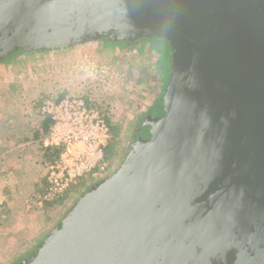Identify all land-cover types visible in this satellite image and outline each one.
<instances>
[{
    "label": "water",
    "instance_id": "water-1",
    "mask_svg": "<svg viewBox=\"0 0 264 264\" xmlns=\"http://www.w3.org/2000/svg\"><path fill=\"white\" fill-rule=\"evenodd\" d=\"M100 38L164 41L167 72L13 264H264V0H0V60Z\"/></svg>",
    "mask_w": 264,
    "mask_h": 264
},
{
    "label": "rangeland",
    "instance_id": "rangeland-1",
    "mask_svg": "<svg viewBox=\"0 0 264 264\" xmlns=\"http://www.w3.org/2000/svg\"><path fill=\"white\" fill-rule=\"evenodd\" d=\"M168 56L162 59L164 75L168 69ZM109 58L93 49L80 48L69 56L26 57L20 62L0 65V153L4 154L0 157V169L12 165L9 158L16 156L19 162L27 165L22 167L20 177L16 176L15 185L0 180V264H9L10 258L19 255L23 249L30 250L34 237L59 215L74 195L67 192L57 202L42 208L30 201L31 193L39 190L35 184L40 186L39 178L48 161L41 160V154L36 152L41 141H37L32 149V143L28 142L31 138L27 139V135H36L37 126L44 120L40 112L42 101L63 94L94 96L110 126L121 132L119 139L114 137L110 141L107 150L112 165L136 121L132 120L135 113H140L154 97L162 76L160 79L149 77L141 70H132L123 64L120 70ZM27 146L30 147L28 150ZM29 153L30 160L23 159ZM3 157L5 159L1 160ZM31 161L34 162L33 169L36 168L34 174L29 168ZM30 175H38L32 189ZM88 179H81L80 185Z\"/></svg>",
    "mask_w": 264,
    "mask_h": 264
},
{
    "label": "built area",
    "instance_id": "built-area-1",
    "mask_svg": "<svg viewBox=\"0 0 264 264\" xmlns=\"http://www.w3.org/2000/svg\"><path fill=\"white\" fill-rule=\"evenodd\" d=\"M40 112L50 122L43 146L58 151L46 164V187L34 202L39 208L74 193L81 179L103 174L111 166L110 124L94 96L46 98Z\"/></svg>",
    "mask_w": 264,
    "mask_h": 264
},
{
    "label": "flooded vegetation",
    "instance_id": "flooded-vegetation-1",
    "mask_svg": "<svg viewBox=\"0 0 264 264\" xmlns=\"http://www.w3.org/2000/svg\"><path fill=\"white\" fill-rule=\"evenodd\" d=\"M82 48L93 49L98 53L107 54L110 57L109 60L116 63L120 70L121 67H123V64L124 66H127V68H131L132 70H141L149 77L155 76L156 79H160L161 76H164V63L162 59L163 56L166 57L169 54L166 43L164 41H159L156 39H137L120 43L110 41L105 38H100L87 42L85 45H83ZM21 55L22 53L18 52L13 56L6 57L0 61V65L12 63ZM140 116V113L137 112V114L135 113L132 120H137ZM120 133V129L115 128L111 125L110 141H112L114 137L116 139H119ZM116 149L118 150V146L116 147ZM28 251L29 250L25 251L24 249L21 250V252H19V255L17 253L15 256L10 258L9 264H13Z\"/></svg>",
    "mask_w": 264,
    "mask_h": 264
},
{
    "label": "crops",
    "instance_id": "crops-1",
    "mask_svg": "<svg viewBox=\"0 0 264 264\" xmlns=\"http://www.w3.org/2000/svg\"><path fill=\"white\" fill-rule=\"evenodd\" d=\"M44 117V120L43 121H41L40 122V124L37 126V130H36V135H27V139L29 140L30 138H31V140L30 141H28L29 143H32V149H34V144L35 143H38L37 141H41L40 143H39V145H40V149L38 150H36V152H39L40 154H41V160H43V159H47L48 161H46L45 163H44V172H43V174H42V176H41V178H39V182H41V184H40V186L38 185V184H35V183H37V179H35V176H31L30 175V180H32V184L30 185V188L32 189V187H34V184H35V186H36V189L38 190L37 192H30L31 193V195L29 196L30 197V201L33 203V204H35L34 202H35V200L38 198V196L44 191V189H45V187H46V181H45V167H46V164H48L49 162H51L52 160L50 159V155H49V153L47 152V150L46 149H48V148H46V147H44L43 146V139L45 138V136H46V134H47V132H48V128H49V124H50V122H49V119L48 118H46L45 116H43ZM41 135V136H40ZM39 140H38V139ZM19 147V146H18ZM30 147L29 146H27V150L29 149ZM33 154H34V152H33ZM4 154L3 153H0V157H2ZM8 156V155H7ZM30 153H29V155H24V157L25 158H23V159H25V160H30L29 158H30ZM5 158L3 157V159L1 158V160H4ZM10 160H11V163H12V165H10V166H6V168H2V169H0V180H4V181H6L7 180V182L6 183H9V184H11V183H13V185H15L16 183V176L17 177H20V173H21V171H22V167L24 166V165H26V164H24V162L23 163H21V162H19V158L17 159V156H16V158H9ZM8 159V160H9ZM7 160V159H6ZM31 164H29V168H30V171H31V173H35V171H36V168L35 169H33L34 167H33V164H34V162L33 161H31L30 162ZM27 166V165H26ZM17 170H18V173H17ZM13 173H14V177H13ZM30 173V174H31ZM38 176V175H37ZM36 176V177H37ZM9 184H7V186H9ZM18 184V183H17ZM39 186V187H38ZM54 203V202H53ZM47 205L48 204H52V203H46ZM46 204H44V205H46ZM43 207V206H42ZM41 207V208H42ZM39 208V207H38Z\"/></svg>",
    "mask_w": 264,
    "mask_h": 264
},
{
    "label": "trees",
    "instance_id": "trees-1",
    "mask_svg": "<svg viewBox=\"0 0 264 264\" xmlns=\"http://www.w3.org/2000/svg\"><path fill=\"white\" fill-rule=\"evenodd\" d=\"M16 53H14V54H12V55H9V56H13V55H15ZM9 56H6V57H9ZM6 57H4V58H6ZM3 58V59H4ZM2 60V59H1ZM0 60V61H1ZM47 150V152L49 153V155H50V159L52 160L53 158H55L56 157V155H57V149H46ZM29 252V251H28ZM27 252V253H28Z\"/></svg>",
    "mask_w": 264,
    "mask_h": 264
}]
</instances>
